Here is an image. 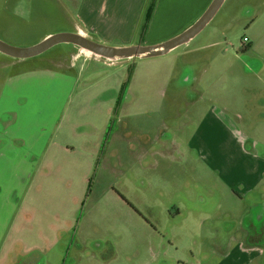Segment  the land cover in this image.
<instances>
[{
	"label": "rangeland",
	"instance_id": "rangeland-1",
	"mask_svg": "<svg viewBox=\"0 0 264 264\" xmlns=\"http://www.w3.org/2000/svg\"><path fill=\"white\" fill-rule=\"evenodd\" d=\"M107 1L130 7V15L110 13L103 3L109 27L88 30L92 41L126 47L173 38L146 37L147 10L154 13L160 0ZM89 2L0 0V39L27 48L77 33ZM140 13L132 29L129 19ZM257 62L264 65V0H226L200 34L164 56L109 62L71 44L26 60L0 53L1 128L17 131L23 123L18 133L28 135L34 122L49 137L31 172L14 180L27 188L14 233L40 250L26 253L19 242L4 260L5 242L2 264H25L29 255L34 264H198L206 255L220 262L213 241L231 233L226 224L233 226L230 218L247 204L223 183L241 173L233 161L264 156ZM64 72L75 83H62ZM16 75L40 87L16 95L21 115L6 114V79ZM225 168L223 178L218 171Z\"/></svg>",
	"mask_w": 264,
	"mask_h": 264
},
{
	"label": "crops",
	"instance_id": "crops-1",
	"mask_svg": "<svg viewBox=\"0 0 264 264\" xmlns=\"http://www.w3.org/2000/svg\"><path fill=\"white\" fill-rule=\"evenodd\" d=\"M196 1L160 0L146 32L147 39L149 41H159V39L175 37L193 25L212 0ZM103 3L110 13L130 15V7H119L118 9V6L112 5L107 0H90L88 5L86 3L84 11L85 18L83 23H85V29L80 27L76 32L88 37L89 31L101 33L103 30H100V26L105 25V27H109V21H103L99 12L100 8L98 7ZM140 12L142 13V10ZM141 13L136 15L135 18L129 19L132 21L129 27L132 26V29L137 27L141 20ZM118 19L120 21L119 27L122 28L123 25L121 23L123 19ZM258 58L262 59V57ZM256 64V70L252 71L254 73L253 76L262 79L264 77V65L258 62ZM34 73L43 75V72L40 73L39 71ZM64 73L66 74H64L65 76H60L62 83H72L73 81L75 83L74 77L69 72ZM22 77L16 75L6 79L7 83L10 84L7 88L9 92H7L6 105H9V107H6V114H9L8 112L11 111L14 113L17 111V114L21 115L19 113L21 106L14 103L16 95H23L24 93L33 94L34 90H40V87L35 89L27 83L21 84L20 80H22ZM256 93L255 95H263L264 90L257 89ZM39 95L40 100L47 101L43 94ZM29 123L31 128L27 132L28 135L18 133V131H25L23 123L18 124L19 127H16L17 131L5 130L7 129L6 124L4 128L0 126V175H5L9 179L7 183L0 184V247L5 242L7 243V252L4 260L8 259L10 250L19 242L23 243L26 253H32L33 249L40 250V248L28 245L26 239L21 237V232L18 231V234L16 233L15 235V226L13 227V224H16V220L21 219L17 216V213L27 189L22 180L20 184L14 180L17 179V175L20 173L26 174L31 172L32 167L35 166L33 158L35 157L36 159V157L42 155L49 141V137L43 134L42 128L38 123ZM31 131L34 134L30 133ZM247 149L250 150L251 148L248 146ZM244 157L243 159L245 160ZM231 166L234 167L233 170H241V173L232 175L233 180L230 182L223 181V184L233 192L236 199L241 202L246 201L247 204H244L246 208L240 216H232L230 218L229 221H234L235 223L233 226L226 224L229 226L228 230H231V233L219 240L213 241L212 252L220 259V262L215 264H264V156L258 154L250 156L246 164L235 160ZM226 170L227 168L224 169V173H221V170H219L218 174H223L222 177L226 178ZM257 201L259 202L257 203ZM253 207L255 208L252 210ZM254 213L256 214L254 215ZM19 222L18 225L21 228L28 227L25 226L26 224L22 220ZM23 263L34 264L30 255L23 260ZM0 264H2V258H0ZM44 264L47 263L44 262ZM198 264L213 263L210 262V255H206Z\"/></svg>",
	"mask_w": 264,
	"mask_h": 264
},
{
	"label": "water",
	"instance_id": "water-1",
	"mask_svg": "<svg viewBox=\"0 0 264 264\" xmlns=\"http://www.w3.org/2000/svg\"><path fill=\"white\" fill-rule=\"evenodd\" d=\"M226 0H213L203 15L181 34L152 46L109 47L96 43L81 33H59L46 37L41 42L27 48L15 47L0 39V53L10 58L26 60L35 58L61 44H71L82 51L91 53V56L109 62H118L131 59H146L164 56L176 48L186 45L200 34L213 20Z\"/></svg>",
	"mask_w": 264,
	"mask_h": 264
},
{
	"label": "trees",
	"instance_id": "trees-1",
	"mask_svg": "<svg viewBox=\"0 0 264 264\" xmlns=\"http://www.w3.org/2000/svg\"><path fill=\"white\" fill-rule=\"evenodd\" d=\"M153 15V7H150L146 13V22L150 21Z\"/></svg>",
	"mask_w": 264,
	"mask_h": 264
},
{
	"label": "built area",
	"instance_id": "built-area-1",
	"mask_svg": "<svg viewBox=\"0 0 264 264\" xmlns=\"http://www.w3.org/2000/svg\"><path fill=\"white\" fill-rule=\"evenodd\" d=\"M244 43H248V39L245 38V39H244Z\"/></svg>",
	"mask_w": 264,
	"mask_h": 264
},
{
	"label": "bare ground",
	"instance_id": "bare-ground-1",
	"mask_svg": "<svg viewBox=\"0 0 264 264\" xmlns=\"http://www.w3.org/2000/svg\"><path fill=\"white\" fill-rule=\"evenodd\" d=\"M87 52V51H86ZM87 53H89L90 55H91V53L90 52H87Z\"/></svg>",
	"mask_w": 264,
	"mask_h": 264
}]
</instances>
